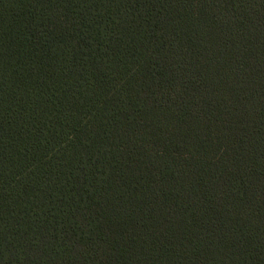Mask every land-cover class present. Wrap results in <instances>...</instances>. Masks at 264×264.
Segmentation results:
<instances>
[{"label":"trees","instance_id":"trees-1","mask_svg":"<svg viewBox=\"0 0 264 264\" xmlns=\"http://www.w3.org/2000/svg\"><path fill=\"white\" fill-rule=\"evenodd\" d=\"M0 264H264V0H0Z\"/></svg>","mask_w":264,"mask_h":264}]
</instances>
